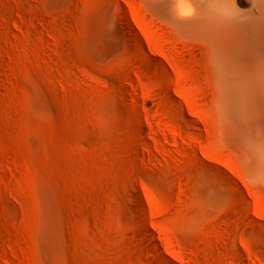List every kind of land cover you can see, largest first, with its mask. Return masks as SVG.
<instances>
[{
	"label": "rangeland",
	"instance_id": "rangeland-1",
	"mask_svg": "<svg viewBox=\"0 0 264 264\" xmlns=\"http://www.w3.org/2000/svg\"><path fill=\"white\" fill-rule=\"evenodd\" d=\"M148 4L0 0V264H264V96Z\"/></svg>",
	"mask_w": 264,
	"mask_h": 264
},
{
	"label": "bare ground",
	"instance_id": "bare-ground-1",
	"mask_svg": "<svg viewBox=\"0 0 264 264\" xmlns=\"http://www.w3.org/2000/svg\"><path fill=\"white\" fill-rule=\"evenodd\" d=\"M146 1L151 11L193 38L196 48L203 41L209 45L221 92L234 107L244 103L250 112L255 99L264 96V0Z\"/></svg>",
	"mask_w": 264,
	"mask_h": 264
}]
</instances>
